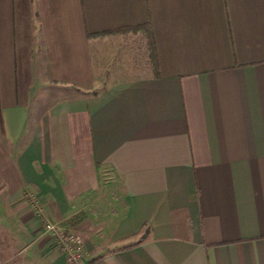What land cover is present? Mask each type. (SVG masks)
Wrapping results in <instances>:
<instances>
[{"label":"crops","instance_id":"crops-1","mask_svg":"<svg viewBox=\"0 0 264 264\" xmlns=\"http://www.w3.org/2000/svg\"><path fill=\"white\" fill-rule=\"evenodd\" d=\"M0 140V264H264V0H0Z\"/></svg>","mask_w":264,"mask_h":264},{"label":"built area","instance_id":"built-area-1","mask_svg":"<svg viewBox=\"0 0 264 264\" xmlns=\"http://www.w3.org/2000/svg\"><path fill=\"white\" fill-rule=\"evenodd\" d=\"M43 229L52 244L71 264H78L83 254V240L72 224L44 221Z\"/></svg>","mask_w":264,"mask_h":264},{"label":"rangeland","instance_id":"rangeland-1","mask_svg":"<svg viewBox=\"0 0 264 264\" xmlns=\"http://www.w3.org/2000/svg\"><path fill=\"white\" fill-rule=\"evenodd\" d=\"M135 42H136V40L130 41V40H123L122 39L119 41L116 39L111 40V39L107 38V39H105V43L102 44L104 46V48H102V47L101 48L105 49V51H108V50L114 51L116 49L117 54H119L121 51H123L121 63H123L124 67L132 69V68H135L134 65L137 62V54L134 51V49L136 48ZM117 50L118 51L121 50V51L118 52ZM1 144H2V141L0 140V163H6L7 161L3 157L5 156L4 154L8 153V147H7V145H1ZM107 179L108 180H105L103 182L104 183V186H102L103 191L104 190H109V191L111 190L110 192H108L109 195H107V196L114 194L115 197L117 198L118 205H122L121 198L119 196V194H120L119 193V191H120L119 187L118 186L116 187L115 182H114L115 184H113V179L111 180L109 176L107 177ZM116 192H117V194H116ZM0 259H2V258H0Z\"/></svg>","mask_w":264,"mask_h":264},{"label":"trees","instance_id":"trees-1","mask_svg":"<svg viewBox=\"0 0 264 264\" xmlns=\"http://www.w3.org/2000/svg\"><path fill=\"white\" fill-rule=\"evenodd\" d=\"M134 29H136V27ZM146 31H147V34H146L147 35V40H146V42H147V46H148V49H149V55H150V58H153V56H154V45H153V37H152V31H151V27H150V22L149 21H147V23H146ZM154 65H155V60L153 62V66ZM88 263H90V261Z\"/></svg>","mask_w":264,"mask_h":264}]
</instances>
